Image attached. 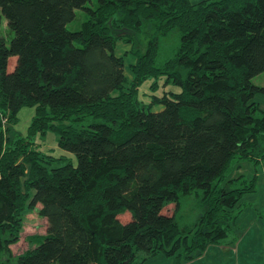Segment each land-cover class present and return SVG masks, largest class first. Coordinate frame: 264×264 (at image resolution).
Masks as SVG:
<instances>
[{
    "label": "trees",
    "instance_id": "trees-1",
    "mask_svg": "<svg viewBox=\"0 0 264 264\" xmlns=\"http://www.w3.org/2000/svg\"><path fill=\"white\" fill-rule=\"evenodd\" d=\"M3 20L13 37L0 36V264H142L158 254L185 264L227 237L254 182L223 181L225 172L264 159V110L253 100L264 87L252 82L264 74V0H0ZM174 30L178 45L160 58ZM134 35L145 49L128 81L115 46ZM23 107L34 108L27 131L9 139L2 126L10 133ZM47 130L76 165L29 149L27 138ZM188 195L200 215L183 229L175 216ZM38 204L46 232L13 255L23 213Z\"/></svg>",
    "mask_w": 264,
    "mask_h": 264
},
{
    "label": "rangeland",
    "instance_id": "rangeland-1",
    "mask_svg": "<svg viewBox=\"0 0 264 264\" xmlns=\"http://www.w3.org/2000/svg\"><path fill=\"white\" fill-rule=\"evenodd\" d=\"M95 1V0H93ZM82 16L77 12V19L67 24L69 30H76L79 28V22ZM114 35L123 34V30L113 31ZM0 36L5 38L7 44L13 37V33L7 29L6 22L3 20L0 27ZM133 42L126 44L123 40H118L115 46V53L123 57L124 73L128 81L132 79L130 73V64L134 62L133 53L136 50L141 52L145 49L144 40L146 39L140 35H134ZM178 45V33L174 30L167 36L160 40L158 55L160 58H168L173 53ZM15 57H11L8 62V67L12 70V65L15 62ZM253 84L264 87V74H258L252 78ZM161 84V82H160ZM148 82L141 86V97L146 101L148 90ZM173 92H178L179 88L170 86ZM167 88H159L156 92L160 95ZM144 94V95H143ZM254 102L260 109L264 110V94L257 93L253 98ZM154 111L160 110V107H154ZM34 114L33 107H23L17 112L15 124L12 125V130L8 133L7 123L2 131L6 133L9 139L15 135L24 136L27 127ZM5 122H7L6 118ZM7 128V129H6ZM29 149H39L46 155L53 157L64 156L66 161H71L76 165V158L72 153L64 152L57 146V137L51 130H47L44 134L37 133L31 135L29 138ZM50 164L55 165L60 163L59 160H49ZM239 161V160H234ZM235 162L225 172L223 181L244 176L247 181L254 182V190L246 192L239 200L240 212L235 220V226L232 231L219 244L208 246L205 252L199 258L188 262L186 264H264V159L263 160H245L238 163ZM40 205H36L34 209H26L23 213V223L20 230V238L17 244L13 245L15 255L22 253L27 248L31 247L35 237L44 235L46 232V219L39 214L38 209ZM175 210V204L171 203L163 209L166 215H172ZM200 215V208L198 206L197 198L194 195H188L180 199V205L176 211V220L181 228H189L198 219ZM120 222L125 223L130 219L128 212L122 213L118 216ZM190 235L188 239H190ZM32 239V242L30 240ZM178 253H180L178 251ZM13 254V255H14ZM174 256H165L158 254L147 258L142 264H178Z\"/></svg>",
    "mask_w": 264,
    "mask_h": 264
},
{
    "label": "crops",
    "instance_id": "crops-1",
    "mask_svg": "<svg viewBox=\"0 0 264 264\" xmlns=\"http://www.w3.org/2000/svg\"><path fill=\"white\" fill-rule=\"evenodd\" d=\"M190 1H191L192 3H196V2H199V1H201V0H190ZM17 243H18V242H17ZM17 243H16V244H17ZM13 245H15V244H13ZM13 245L10 246V249L12 250V252H13V254H14V251H13V248H12ZM14 255H15V254H14ZM198 258H199V257H198ZM196 259H197V258H196ZM190 262H191V261H190ZM187 263H188V262H187ZM185 264H186V263H185Z\"/></svg>",
    "mask_w": 264,
    "mask_h": 264
}]
</instances>
